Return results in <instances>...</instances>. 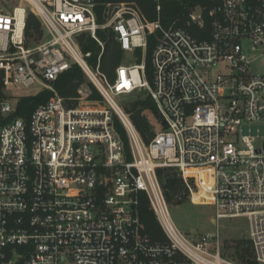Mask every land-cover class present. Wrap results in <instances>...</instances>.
Listing matches in <instances>:
<instances>
[{
  "label": "built area",
  "instance_id": "obj_1",
  "mask_svg": "<svg viewBox=\"0 0 264 264\" xmlns=\"http://www.w3.org/2000/svg\"><path fill=\"white\" fill-rule=\"evenodd\" d=\"M97 6L98 0H0V264H239L222 255L218 235L190 237L176 227L161 168L179 171L193 204L215 206L214 221L248 218L254 260L264 264V0H221L207 13L192 12L190 24L202 31L209 20L208 39L150 22L135 3L108 4L100 24ZM30 13L42 35L27 36ZM107 29L132 56L114 80L101 69L98 31ZM83 34L101 48L95 69L92 52L78 41ZM74 64L100 101L79 91L69 106L58 93L54 82ZM34 88L52 98L29 122L11 119ZM141 91L165 121L149 144L116 101ZM142 192L165 241L144 233Z\"/></svg>",
  "mask_w": 264,
  "mask_h": 264
},
{
  "label": "trees",
  "instance_id": "obj_2",
  "mask_svg": "<svg viewBox=\"0 0 264 264\" xmlns=\"http://www.w3.org/2000/svg\"><path fill=\"white\" fill-rule=\"evenodd\" d=\"M220 1L221 0H161L162 10L160 14H158L157 0H98L96 12L98 15V22L103 24L105 22L104 12L108 4L135 3L150 22L160 20L165 28L174 27L184 29L198 39H208L209 20H207V31H202L197 25L193 23L190 24V15L192 12L200 10L207 13L211 8L218 5ZM251 1L254 2L256 0ZM26 33L28 37H32L35 33L42 35L40 21L32 13H30L27 18ZM98 35L105 43L101 69L111 80H114L116 68L123 64L124 52L112 30H99ZM78 41L84 53L92 52L89 63L92 67H96L101 52L98 43L88 34L79 36ZM155 45L156 36H150L147 58V73L150 80H152L150 58ZM136 54L140 60L142 56L141 50H138ZM85 79H87V77L80 66L74 64L68 71L58 77L54 82V86L58 93L68 100V105L71 106L72 104H77V101L74 99L79 97L78 89L84 83ZM89 85L94 90L91 99L101 100L102 96L94 85L91 82H89ZM130 97V101L126 102L123 107L126 113L129 114L133 125L144 142L149 144L156 135V128L150 120V115L155 116L160 123H162V117L158 112L155 101L147 91L136 92L130 95ZM51 98L52 93L48 90L42 91L34 96L21 98L11 119H23L29 122L33 112L40 105L47 103ZM115 127L125 142L127 152L130 154L128 135L118 118L115 119ZM157 175L168 205H180L184 203V200L189 194L179 171L175 168H161L157 170ZM138 212L145 227L144 233L148 235L152 241H165L166 237L162 227L156 214L151 209L148 196L145 192L139 195ZM231 259L240 264H257L254 260L252 242L249 240L248 242L239 244L237 251L231 256Z\"/></svg>",
  "mask_w": 264,
  "mask_h": 264
},
{
  "label": "rangeland",
  "instance_id": "obj_3",
  "mask_svg": "<svg viewBox=\"0 0 264 264\" xmlns=\"http://www.w3.org/2000/svg\"><path fill=\"white\" fill-rule=\"evenodd\" d=\"M131 57V54L124 53L123 63L128 64L132 62ZM93 69H95V67H93ZM257 71H260V69H257ZM79 91L84 93L83 96L86 97L87 101H100V99H91L94 94V90L89 85V81L87 79H85L84 83L79 87L78 92ZM24 94L34 96L38 94V89H31L24 92ZM130 99V96H126L121 99L118 98L116 101L121 105H124L126 102H129ZM12 104L15 107L16 101L13 100ZM150 120L156 128V132H160L163 129L162 123H160L155 116L150 115ZM203 196L204 194L196 195L195 201L197 203L200 202ZM168 211L170 218L176 227L190 237L218 235L222 255L231 261H233L231 256L237 251L238 245L248 242L249 240L251 241V226L248 218H225L214 221L216 220V207L213 205L193 204L189 200V197H187L184 200V203L180 205H168Z\"/></svg>",
  "mask_w": 264,
  "mask_h": 264
},
{
  "label": "water",
  "instance_id": "obj_4",
  "mask_svg": "<svg viewBox=\"0 0 264 264\" xmlns=\"http://www.w3.org/2000/svg\"><path fill=\"white\" fill-rule=\"evenodd\" d=\"M117 11V8L115 9V11L114 12H116ZM163 125H165V121H163Z\"/></svg>",
  "mask_w": 264,
  "mask_h": 264
}]
</instances>
